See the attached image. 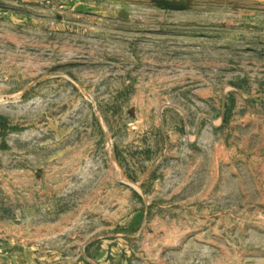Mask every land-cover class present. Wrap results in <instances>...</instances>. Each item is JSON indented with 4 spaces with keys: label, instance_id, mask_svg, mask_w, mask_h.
I'll use <instances>...</instances> for the list:
<instances>
[{
    "label": "rangeland",
    "instance_id": "obj_1",
    "mask_svg": "<svg viewBox=\"0 0 264 264\" xmlns=\"http://www.w3.org/2000/svg\"><path fill=\"white\" fill-rule=\"evenodd\" d=\"M0 116L2 222L97 264H264V0H0Z\"/></svg>",
    "mask_w": 264,
    "mask_h": 264
},
{
    "label": "crops",
    "instance_id": "obj_2",
    "mask_svg": "<svg viewBox=\"0 0 264 264\" xmlns=\"http://www.w3.org/2000/svg\"><path fill=\"white\" fill-rule=\"evenodd\" d=\"M52 225L42 222L14 226L0 220V264H97L93 262V237L84 245L74 241L73 251L64 245L54 249L51 242L62 233L58 228L51 232Z\"/></svg>",
    "mask_w": 264,
    "mask_h": 264
},
{
    "label": "water",
    "instance_id": "obj_3",
    "mask_svg": "<svg viewBox=\"0 0 264 264\" xmlns=\"http://www.w3.org/2000/svg\"><path fill=\"white\" fill-rule=\"evenodd\" d=\"M156 8L163 11H185L189 0H151Z\"/></svg>",
    "mask_w": 264,
    "mask_h": 264
},
{
    "label": "trees",
    "instance_id": "obj_4",
    "mask_svg": "<svg viewBox=\"0 0 264 264\" xmlns=\"http://www.w3.org/2000/svg\"><path fill=\"white\" fill-rule=\"evenodd\" d=\"M0 125L5 126L6 125V120L2 116H0Z\"/></svg>",
    "mask_w": 264,
    "mask_h": 264
}]
</instances>
